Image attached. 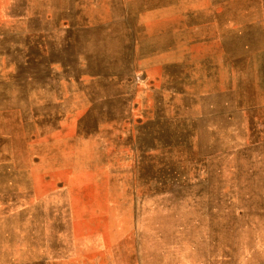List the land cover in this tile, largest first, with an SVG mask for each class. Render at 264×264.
Wrapping results in <instances>:
<instances>
[{"label": "rangeland", "instance_id": "1", "mask_svg": "<svg viewBox=\"0 0 264 264\" xmlns=\"http://www.w3.org/2000/svg\"><path fill=\"white\" fill-rule=\"evenodd\" d=\"M41 178L58 264H264V0H0V204Z\"/></svg>", "mask_w": 264, "mask_h": 264}, {"label": "crops", "instance_id": "2", "mask_svg": "<svg viewBox=\"0 0 264 264\" xmlns=\"http://www.w3.org/2000/svg\"><path fill=\"white\" fill-rule=\"evenodd\" d=\"M42 183H49L44 191ZM51 189V178H41L31 190L21 191V204H0V264H58L56 201ZM84 240L89 241L88 234Z\"/></svg>", "mask_w": 264, "mask_h": 264}]
</instances>
